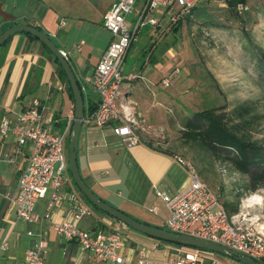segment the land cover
Instances as JSON below:
<instances>
[{
    "label": "crops",
    "instance_id": "obj_1",
    "mask_svg": "<svg viewBox=\"0 0 264 264\" xmlns=\"http://www.w3.org/2000/svg\"><path fill=\"white\" fill-rule=\"evenodd\" d=\"M51 1L54 0H0V34L11 24L41 26L60 49L70 53V63L82 86V77L93 72L113 39L104 45L102 42L96 43L93 33L95 29L108 30L104 25L105 14L116 0H109L91 19L77 17L78 13H73V8L68 7L71 0ZM205 2L207 0H202L199 6L203 7L207 4ZM249 4V23L253 27L262 25L260 21L263 20L258 13L263 10L264 17V0H251ZM62 22L65 23L63 27ZM166 31L168 26L164 34ZM156 44L155 41L152 51ZM163 67L165 64L156 63L150 58L141 66L125 68L124 90L128 99L138 104V109L146 115L151 125L167 129L169 139L155 142V147L160 145L169 152L151 147L145 141L128 146L114 134L112 125L99 127L84 123L77 161L83 179L103 201L142 223L168 230L167 221L171 211L159 192L169 196L179 194L189 186L190 175L178 161L177 156L186 157L173 141L177 131L175 120L182 121L180 118L184 112H179L181 109L175 106L174 92H169L170 87H165L161 82L172 72L173 65L168 66L169 73L164 72ZM131 73L137 74L138 78L128 79ZM83 95L85 113L89 115L98 106L100 96L91 88H87ZM34 99L42 102L44 122L53 132H61L69 119L74 122V96L60 63L40 41L20 33L0 50V124L4 117L15 122ZM17 149V137L13 134L3 137L0 132V264H25L26 250L35 244L39 234L47 237L50 243L45 264H114L84 251L78 243L60 237L49 220L43 218L50 214L54 219L63 221L70 216L71 205L67 198L49 209L52 189L38 202L37 218L33 223L17 219L16 210L7 195L16 188L31 146L28 144L16 154ZM71 191L76 192L92 210L91 215L77 223L78 226L90 231L119 228L122 231L120 252L128 260L135 262L140 251L145 250L148 264H166L184 250L193 249L142 234L98 211L88 203L68 172L60 192L66 196ZM30 231H33V235L28 234ZM4 243L8 244L6 250L1 249ZM205 252L203 254L207 257L209 254ZM203 264L208 262L203 259Z\"/></svg>",
    "mask_w": 264,
    "mask_h": 264
},
{
    "label": "built area",
    "instance_id": "obj_2",
    "mask_svg": "<svg viewBox=\"0 0 264 264\" xmlns=\"http://www.w3.org/2000/svg\"><path fill=\"white\" fill-rule=\"evenodd\" d=\"M202 0H116L105 14L104 25L112 34V41L103 52L98 64L91 74L82 77V92L87 88L93 89L100 96L98 106L85 119L86 124L99 127L112 125L114 134L121 137L128 146H134L143 141H163L166 130L151 125L144 113L138 109V104L129 100L125 90L126 76L124 65L128 50L137 40L138 33L146 25L158 26L160 19L156 11L172 12L171 20L177 18L178 7L182 14H190ZM221 2V0H211ZM247 7L238 5L242 13ZM135 12L133 22L127 17ZM65 25L62 22L61 26ZM63 51L69 59L70 53ZM179 69L173 70L161 81L169 87ZM130 80L138 78L135 73L129 74ZM43 104L34 99L12 122L4 117L0 124L3 137L13 134L17 137L18 149L30 144L31 151L27 164L21 172L16 188L7 195L11 205L16 210L18 220L33 223L36 218L38 202L45 198L50 189L49 209L59 205L64 198L70 202V216L66 220L58 221L50 214L48 219L55 232L67 241L78 243L81 248L99 258L114 264H148V254L141 250L134 261L124 257L122 247V231L119 228L111 231L100 229L90 231L78 226V222L85 216L92 214L91 208L85 204L74 191L63 196L60 189L67 179L68 139L72 128V119L59 133L46 126L43 116ZM172 112V109H170ZM12 160L14 158H11ZM178 161L186 167L190 175L189 186L175 196L159 192V196L166 202L171 211L167 221L168 230L179 234H188L207 241L225 246L233 251L249 256L260 262L264 261V230L262 226L255 227L248 219H240L238 215L231 216L226 210L218 193L201 177L193 163L177 156ZM225 171V169H223ZM225 174V173H224ZM42 218V219H43ZM33 235V231L28 233ZM7 243L1 246L6 250ZM50 250L47 237L39 234L35 244L26 250L25 264H45V255ZM202 249L184 250L177 258L170 259L166 264H203L205 255ZM207 252V251H206ZM208 264H217L210 260Z\"/></svg>",
    "mask_w": 264,
    "mask_h": 264
},
{
    "label": "rangeland",
    "instance_id": "obj_3",
    "mask_svg": "<svg viewBox=\"0 0 264 264\" xmlns=\"http://www.w3.org/2000/svg\"><path fill=\"white\" fill-rule=\"evenodd\" d=\"M107 2L109 0H71L68 7L73 8V13H78L77 17L91 19ZM213 9L216 12L221 11L218 7ZM262 11L258 13V17L263 20V22L260 21L262 23L260 26L253 27L245 24L243 27V24L232 21L218 27L212 25L211 22L192 20L186 22L177 33L168 30L165 34V28L171 20L173 11L166 15L163 11H156L155 15L160 19V24L158 26L149 24L140 30L138 39L134 42L125 61L124 69L135 65L141 66L152 58L156 63L165 64L164 72L169 73L168 66L172 64L171 71L179 69V72L168 91L174 92L175 106L181 109L179 112H184V116L180 119L185 120L192 117L196 111L205 107L225 105L222 112L226 115L227 123L230 126H237L247 139L264 148V95L244 103L233 102L234 96L245 90L251 83V77L247 71L249 67H252L257 75L256 83L264 89V17ZM134 17L135 12L129 14L127 20L133 22ZM93 38L96 43L102 42L104 45L112 39V34H108L106 29H95ZM155 41L157 44L152 51L151 47ZM145 51H147L146 55H143ZM237 108L240 111H237ZM176 128L173 139L175 147L193 163L201 177L220 195L221 201L224 203L236 201L237 194H243L240 200V212L236 215L240 219L242 217L248 219L251 221L248 223L255 227L262 226L264 223V181L257 191L249 192L245 189V185L251 181V176L240 172L241 179L232 183L231 170L237 169L224 158L228 155L227 152L212 154L196 143L185 144L180 138V128L178 126ZM164 129L166 130L165 140H167L169 134L167 129ZM218 162L222 166L230 165L231 168L226 170ZM261 172L264 173V166ZM253 193L260 197V201L248 205L246 200L252 197ZM205 253L209 254L204 258L208 263L210 260H215L217 264H243L219 252ZM260 262L264 264V261Z\"/></svg>",
    "mask_w": 264,
    "mask_h": 264
},
{
    "label": "trees",
    "instance_id": "obj_4",
    "mask_svg": "<svg viewBox=\"0 0 264 264\" xmlns=\"http://www.w3.org/2000/svg\"><path fill=\"white\" fill-rule=\"evenodd\" d=\"M250 1L251 0H221V2L219 3V2H213L211 0H207V2H205L207 4L201 7L199 6V4L201 3L200 2L192 10L190 14H182L180 10L177 8V13H178L177 18L169 22V24L167 25L168 30L170 31L173 30L174 32L177 33L186 22L192 20H196L200 22H211L212 25L218 27L223 26L227 23L229 24L233 21L236 22L237 24H243L242 26L245 27V24H250L248 18V11L250 10V6H249ZM239 4H244L247 7V9L242 13L238 11ZM216 6L218 7V9L221 10L220 12L219 10L218 12H216V10L213 9V8H217ZM11 26L13 25L11 24L10 27ZM36 27L44 31L41 26H36ZM167 32L168 31H166V33ZM24 34L28 35L32 39L38 40L35 36L31 34H27V33ZM12 38L13 36L10 37L2 45L0 50L4 46H6L11 41ZM42 45L48 52L52 53L43 43ZM62 72L64 73V77L67 78L63 68H62ZM224 108L225 105H221L218 107L209 106L199 111H196L192 117H188L185 120L182 121L175 120L176 125L180 128L181 131L180 138L185 144L196 143L200 147L210 151L212 154L227 152L228 155H226L224 158L226 160H229L239 172H241L244 175L251 176V181L247 185H245V189L249 192H255L260 188V186H262L261 183L264 181V173L261 172L264 166V148L260 146L258 143L252 142L251 140L247 139L244 133L241 134V131L237 126H230L226 121L225 113L222 112ZM240 109L237 108L236 110L240 111ZM145 142L149 146L155 147V141H145ZM68 145H69V139H68ZM155 148L160 151L169 152L168 149L167 150L162 149L160 145H156ZM67 152H68V146H67ZM68 172L72 177L70 168L68 169ZM242 195L243 194L241 193L237 194L236 201H230V202L228 201L225 203L223 202L226 210L231 216H234L240 212V200L242 198ZM85 199L88 201L90 205H92L95 209L100 211L96 206H94L89 201L87 197H85Z\"/></svg>",
    "mask_w": 264,
    "mask_h": 264
},
{
    "label": "water",
    "instance_id": "obj_5",
    "mask_svg": "<svg viewBox=\"0 0 264 264\" xmlns=\"http://www.w3.org/2000/svg\"><path fill=\"white\" fill-rule=\"evenodd\" d=\"M20 33L31 34L35 36L41 43H43L52 52L54 57L59 61L69 80L75 101V120L71 128L68 145L69 168L76 185L94 206H96L103 213H106L109 216L117 219L118 221L124 223L135 231L156 238L158 240L178 244L185 247L202 249L209 252H219L228 255L242 262L243 264H263L250 258L249 256L239 254L238 252L233 251L225 246L207 241L205 239H201L188 234L174 233L167 229L158 228L142 223L134 219L130 215L124 213L120 209L103 201L85 182L78 166L77 151L79 138L82 126L85 123L84 121L87 115L85 113L84 95L76 77V74L74 72V69L72 67V64L70 63V60L63 55L62 49H60V47L48 33L38 29L36 26L29 24H16L2 32L0 34V48L10 37Z\"/></svg>",
    "mask_w": 264,
    "mask_h": 264
},
{
    "label": "clouds",
    "instance_id": "obj_6",
    "mask_svg": "<svg viewBox=\"0 0 264 264\" xmlns=\"http://www.w3.org/2000/svg\"><path fill=\"white\" fill-rule=\"evenodd\" d=\"M249 76L251 77V83L249 86L243 90L241 93H238L234 96L233 102H238V103H244L249 100L256 99L260 97L261 95H264V89H262L257 83V75L252 67H249L247 69ZM219 163V162H218ZM220 164V163H219ZM221 165V164H220ZM222 168H225L226 170L230 169V165L222 166ZM242 174L235 169L231 170V176L230 180L232 183L237 182L241 179ZM255 195V193H253Z\"/></svg>",
    "mask_w": 264,
    "mask_h": 264
},
{
    "label": "bare ground",
    "instance_id": "obj_7",
    "mask_svg": "<svg viewBox=\"0 0 264 264\" xmlns=\"http://www.w3.org/2000/svg\"><path fill=\"white\" fill-rule=\"evenodd\" d=\"M260 201V197L258 195H253L252 197H250L248 200H246V202L248 203V205H252L254 203H258ZM254 220V219H253ZM255 221V220H254ZM261 224V223H260ZM264 230V223H263V227L261 228Z\"/></svg>",
    "mask_w": 264,
    "mask_h": 264
}]
</instances>
